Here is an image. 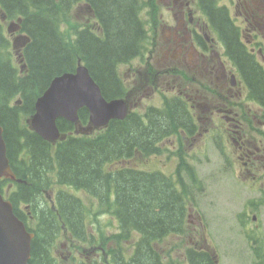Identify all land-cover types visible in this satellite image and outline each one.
I'll list each match as a JSON object with an SVG mask.
<instances>
[{"label":"trees","instance_id":"1","mask_svg":"<svg viewBox=\"0 0 264 264\" xmlns=\"http://www.w3.org/2000/svg\"><path fill=\"white\" fill-rule=\"evenodd\" d=\"M84 2L93 11L98 29H81L76 24L70 31L64 30L62 25L69 22L72 5ZM140 6L139 0H0V14L3 12L8 20L21 18V29L30 38L23 50L26 73L19 75L0 22V126L10 168L23 180L8 199L15 215L34 234L28 264H54L50 244L63 230L74 240L87 239L84 204L61 187L95 198L97 211L113 215L117 231L125 237L139 235L130 264H159L152 245L171 234L185 235L188 188L177 187L170 177L158 172L110 168L115 162H126L129 152L145 148L144 157L155 153L158 139L168 135L174 119H181L178 113L171 115V102L162 111L147 109L144 115L112 120L103 131L90 136L75 135L73 124L58 120L66 138L55 144L43 141L22 121V117L33 114L35 99L52 78L73 72L78 60L88 68L105 99L119 96L111 91L114 66L139 55L146 40ZM249 72L264 83L255 74L257 70ZM260 89L264 90V84ZM16 96L22 101L19 106L11 102ZM78 116L85 124L86 110H80ZM4 183L0 182L1 192ZM53 189L51 203L44 195ZM20 204L29 205V216L19 211ZM125 237H111L116 240L117 251L123 248L120 241ZM184 255L187 264H214L213 255L206 250L187 248Z\"/></svg>","mask_w":264,"mask_h":264},{"label":"flooded vegetation","instance_id":"2","mask_svg":"<svg viewBox=\"0 0 264 264\" xmlns=\"http://www.w3.org/2000/svg\"><path fill=\"white\" fill-rule=\"evenodd\" d=\"M140 10L148 44L114 66L111 91L120 95L111 100L123 99L127 116L162 111L171 102V115L178 113L181 119H174L168 135L158 139L152 157L164 168L174 165L179 183L183 171L195 170L189 156L193 146L216 145L228 183L250 193L246 216L264 205V83L249 72L257 70L264 80V0H143ZM155 99L159 105L152 103ZM147 150L129 152L124 168L147 173L133 163L141 159L148 164ZM180 187L187 188L184 183ZM196 224L201 226L200 218ZM57 241H51V254ZM65 241L67 255L59 258L63 264H111L110 243L103 236L92 234L79 249L71 245V237ZM127 247L125 261L133 256ZM156 248V260L164 264V254ZM114 260L123 261L120 256Z\"/></svg>","mask_w":264,"mask_h":264},{"label":"rangeland","instance_id":"3","mask_svg":"<svg viewBox=\"0 0 264 264\" xmlns=\"http://www.w3.org/2000/svg\"><path fill=\"white\" fill-rule=\"evenodd\" d=\"M69 22H65L62 28L70 31L76 24H86L91 22L90 15L85 9H81L80 5H72L69 13ZM8 37V36H7ZM9 38V37H8ZM11 44V38H9ZM11 61L19 67L17 57L8 47ZM120 75L124 78V68L122 67ZM156 105L160 104L159 99L152 101ZM25 118L22 117L24 122ZM169 149L171 146L166 142ZM189 156H192L195 165L194 179L189 177L187 183L192 186L200 187L201 191L194 192L195 201L193 204L195 210L189 215L190 227L186 230L182 237H168L158 248L164 254V264H187L185 259V250L187 248L206 250L209 253L216 254L217 264H264V205L256 208L254 211H247L246 216H241L244 212L245 200L250 193L228 183L229 175L226 171H222L218 147L209 143H202L193 146ZM136 166L146 171H160L166 175L172 176L174 173V165L168 164L164 168L162 161H158L155 157H150L148 164L141 159L133 162ZM121 166L115 163L110 168ZM68 189L69 192L73 190ZM55 189L48 191L50 197ZM75 195L83 202L87 215L85 223L87 230L95 236H108L117 232V221L113 215L109 213H99L97 200L82 191H75ZM253 195H256L254 193ZM201 217L203 228L195 227L197 216ZM255 215V221L252 217ZM195 227V231H193ZM65 238L61 235L55 245L53 253L58 258L63 259L67 255L64 247ZM126 249V248H125ZM129 254V250L126 249ZM260 255L257 258L256 255ZM59 260L58 264H63V260ZM163 260V261H164Z\"/></svg>","mask_w":264,"mask_h":264},{"label":"water","instance_id":"4","mask_svg":"<svg viewBox=\"0 0 264 264\" xmlns=\"http://www.w3.org/2000/svg\"><path fill=\"white\" fill-rule=\"evenodd\" d=\"M17 30L18 26L13 23L8 26L9 33ZM28 42L27 37L21 36L14 41L13 47H24ZM82 108L89 116L86 127L78 124V111ZM126 112L123 100H105L87 69L78 66L75 73H65L50 82L37 98L34 114L28 123L43 140L53 143L65 137L56 124L60 118L75 124L76 134H88L94 129L104 128L110 120L124 119ZM2 132L0 126V179L15 180ZM32 238L33 234L27 232L24 224L14 215L11 203L0 194V264H28Z\"/></svg>","mask_w":264,"mask_h":264}]
</instances>
